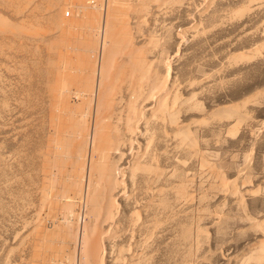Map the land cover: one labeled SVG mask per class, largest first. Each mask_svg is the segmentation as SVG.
<instances>
[{"label": "rangeland", "instance_id": "1", "mask_svg": "<svg viewBox=\"0 0 264 264\" xmlns=\"http://www.w3.org/2000/svg\"><path fill=\"white\" fill-rule=\"evenodd\" d=\"M2 1L0 3V18L5 19L12 28L15 27L13 26V21L14 25L18 23V21L20 24L19 18L22 14L28 13V11L32 12L31 17L28 19L32 21L34 20L35 22L37 21V23H32V21L27 20L23 22H26L25 27L21 22L25 27L24 30L22 28L23 32H21V27H23L21 26L22 24H18L20 29H16L15 27L14 30L10 28L7 30L8 32H0V264H33V247L36 242H34V239H36L35 236L37 235L35 233H37V230L39 229L38 226H41L40 224L38 225V223L43 221V218L45 224L42 222L44 226L42 225L41 227L44 229L46 227L45 230H54V227H57L56 225L61 229L55 228L56 231L58 230L60 232V235L59 232H55L57 233L56 236L53 231L51 233L55 237H58V241L56 240L57 243H54L55 247L58 246L57 249L59 246V250H62V246H64V248L66 247L64 249L65 253H63V256L58 259V262H62L61 258L65 257L62 264L64 262L65 264H67L66 262H69L70 264L73 262L72 260L75 261L72 264H88L87 260L90 256L91 258L95 256L96 252L101 254H97L99 256L97 261L100 263L94 260L97 257L96 255L93 260L97 263L90 258V262L93 264H264V258H262L263 260L259 258L261 261L258 259V254L261 251L259 250V245L261 243L264 244V0H260V2L259 0H257L258 2L256 0H252L253 2H250L251 0H158L157 2L156 0H153L152 2L149 0L147 2V0H145L147 3L143 0L146 4L152 5V7L157 6L159 1L161 2L159 5L163 4L160 5L162 6L161 8L158 5L156 9L154 7H151V9L150 6L148 7L145 4L150 8H147L149 11L151 10L150 12L147 11V9L144 12V2H141L140 0L139 3L138 0H135V3H141L139 6L136 5L133 0H117L121 3L115 0V3L122 5V8L125 7H123L124 4L126 5L131 1L129 4L133 3L136 5V8H142L140 11H143L144 13L151 14V12H154L151 16L150 14H147L149 18L146 17V14L145 18L144 16H142V18L140 17L141 12L139 13V9L137 8L138 13L140 14V16H137L142 18V20H146L147 18L146 21H149L146 22L144 20L147 24L143 21V26L138 24V26L141 25V30L139 29V26L138 29L140 31L138 30V32L143 33V35L145 34L144 36L146 38L143 37V35L141 36L140 33V36L137 35L138 32L135 27L139 20L137 21L138 18L134 16L136 12H133V9L135 8L132 7L133 9H131L133 11H129L131 10L129 9V4L127 5V8H125L127 10H125L127 12H125V14H127L129 18L126 19L131 20L127 22L123 20L127 15H125L124 18L122 16L123 22L120 21V17H117V19L119 18L118 20L120 24H118L119 22H115V27L117 26L118 29V26L120 28L121 24L125 23L124 25L127 29V27L133 23L131 29H135H129L134 33L136 31L137 33L135 34L138 37L128 32L129 35H133L129 36V38L133 37L132 40L135 39L133 42H131L132 40L130 41V45L132 46H128L129 48L142 46L143 50H140L142 53L144 52V49L146 50L145 47L148 45L146 42H148L149 39H151L150 44L152 40L155 41V47H150L151 51H154L153 53L156 56V60L159 61L155 63L156 68L154 69L158 70V72L156 70L157 74L159 73L158 75L165 76V79L161 76L163 81H168L169 78V81L170 79H173L176 82H173V80L170 81V83L173 82L175 84V86H173L175 87V89L173 88L175 91L170 89V92H172V94L170 93L171 96L173 94L178 96V111L176 112L178 113L176 115L178 118L176 117V119L177 121L179 119L178 123L180 125L190 129H188L190 133L189 139L192 140L188 139L186 142L187 144H181L180 141H177L179 139L176 138L175 135H173L172 138L171 135L174 133L170 130V126L166 128L167 125L162 123L164 121L160 120L162 121L161 124H158L159 121L154 122L157 123L156 125L154 124L156 127L157 125H163V127H165L161 128L163 132L158 127L160 133L169 131L167 132V135L170 133L171 135L169 134L168 137L171 136L172 138H168V140L166 133L165 135L160 134L157 131V128L154 127L156 130L155 137L161 138L163 136L161 140L162 142L165 139L168 140V142L165 140L163 143L165 144L166 142V144L162 145L163 143L159 141L160 139L154 137L155 142L158 140L159 142H157L162 144H160L161 146L158 144L154 145L155 143L153 141L154 144H151L152 146L150 148V151H153V149L155 151L157 150V147H152L158 145V149H161L155 152L153 151V153L151 152L153 156H157H155V158H157L156 160L153 159V163L155 164L156 161H158L159 156L160 161L159 163L157 162V164H159V167H162L164 170H161L160 172V174L162 173V176L159 177L161 179L158 178V181L160 180L159 184H161L159 185L157 181V185H151L149 182L154 180L153 183H155L157 180L156 177L151 175V177H153L152 180H150V175H148L149 177L147 178L149 179H146V177L143 178L145 175L141 173L139 175H142V178L141 176L139 178L141 180H149L147 182L148 184L143 180L141 183L138 174L136 175L137 177H134L137 179H133L135 182L138 180L141 184H135L131 179L127 180L125 182V187L128 189L126 193H129L130 195L128 194V197H130H125V199L119 198L117 200L118 204L116 205V209L119 210L120 213L117 211L118 214L116 213L117 216L114 220L109 219V223H112L110 225L112 227H110L111 230H109V226L107 227L109 223L105 225L102 223L103 221H100L101 219L99 222H95L97 218L94 219V217L91 216V218L88 216V211L86 209L87 204H85L86 200L84 199L79 201L74 200L76 201V204L73 201L72 204L74 205L71 204L73 207L71 215H69V212H71L70 210L69 212L66 211L68 210V207L67 209H63L66 206V202L60 201V199L59 202L64 203V207L62 206L63 204L60 205L63 207L61 210L64 212H60L61 210L58 211L60 214L57 216L58 219H55L56 221L50 220L48 215L45 216L47 214L45 210L46 208H44L42 202H40L42 199L41 187H43L44 181L42 179L45 178L44 174L47 172L49 173L51 170L46 167L47 164L45 165V168L44 164L48 159L51 160L49 162H52L48 163V166H52V169H54L55 166H53V164H56V158L49 152L50 146H47V138H49L48 135L50 133L48 134L49 131L46 126L47 124H44V122L46 123V120L44 121L46 101L43 98V96H45V88H42L44 86V71L42 69L43 67H46L45 63L47 62L45 61L49 58L47 57L48 54L51 56V46L47 48L50 53L47 52L46 47L49 44L52 45L53 42H50L54 41L55 37L56 40H58V34L62 36L63 32L61 33V31L65 29L66 31H69H67V33L72 32L70 31V29H72L73 34L75 32L78 34L75 33L77 37L74 34L75 38L74 36H71L72 33L69 34L73 40L78 38L74 40L75 42L70 37H67L68 39L65 37L68 42L69 38L71 39V43H69L72 46L73 42V47L75 46L74 43L81 44V42L86 41L82 37L84 35L85 38V36L88 35L86 32L84 34L82 31L77 32V30H79L78 25H75V27L72 25V28L71 25H66L65 28L60 27L62 30H59L60 28L56 27V23L48 20H51L52 17L55 16V9L57 10L61 5L63 6H61L56 13L58 17H62L60 15H62V12L67 9V6L70 7V10L69 8L65 10L67 11L66 16L68 14L71 15L72 12L77 9L76 7L80 5V1L82 0H57L59 2L58 5L55 0L53 4L51 1L49 2V0H45L44 2H42L43 0H29L30 2L28 0H18L19 2L21 1L20 3L28 1V5H30L31 8L26 5L27 2L22 5L19 4L18 7L17 3L19 2L17 0V3L14 2L15 0L9 1V3L11 2L10 4H6V0L4 1L5 3ZM90 1L83 0L81 3L86 4L83 5L87 6L86 10H90L89 12H92L97 16L100 15V13L104 14L106 12L105 9L108 0ZM102 2L104 4V13L101 12L102 9L100 8ZM149 2H156L157 4L155 5L154 3L153 5ZM47 4L53 5L51 7L56 6L55 9L52 8L54 10L52 15L48 14L49 10V13H52L53 10L50 9L51 7H47ZM114 4L112 5L111 3V7H116ZM13 5L15 6L13 7ZM20 5L28 7L27 9L29 10L27 11L24 7L22 9ZM16 6L18 8L16 12L20 16L18 19L16 18V12L13 11L14 9L16 10ZM36 6H39L37 7L38 9H36ZM80 6L82 7V5ZM20 7L21 10H19ZM118 7L119 8L115 9L111 8L115 11L116 16L124 12L121 11L122 9L120 10V6ZM47 8L49 10H47ZM117 10H119L120 13L117 12ZM128 12H130V14ZM65 13L66 12H64V15ZM144 13L142 15H144ZM48 15H50L51 18ZM130 15L133 16L129 17ZM113 16L115 17V15ZM112 19L114 18L112 17ZM117 19L114 21H118ZM27 23H32L29 27L30 30L32 29L31 31H33V33H31L30 30H26ZM31 25H34V27H31ZM52 25H55V29ZM48 26L53 28V31L51 32L53 34L49 33L52 28L51 30H48ZM67 26L70 28L68 29ZM57 28L59 32L57 31ZM76 28L78 29L76 30ZM81 28L82 27L80 26V30ZM122 29L123 27L121 30ZM126 29L124 30L126 32L120 31V29L119 31L122 34L127 33L129 30ZM15 30H21L20 32L22 34L13 32L14 35H11V33H9ZM47 30L49 31V35H47L48 33L46 34ZM82 30H84V28ZM24 31L25 33L26 31L30 32L28 33L30 36H26L27 40L24 38ZM34 31L36 32V37ZM37 31L39 33H37ZM66 31L64 33H66ZM149 31H153L152 34H150ZM102 32L95 35L91 34L90 37L89 35L87 36V41L92 38L94 40L97 38L96 42L98 43L95 46L101 53L103 48L100 47L103 46L102 41L99 40H102L103 38L102 34L104 33ZM43 33H45L46 36H49H45L47 42L45 41L46 39ZM67 33L66 36H69ZM80 33L82 37L80 36ZM39 34L42 38L38 37L40 36ZM31 35L33 37H31ZM117 35L116 38L123 35H125V37L128 36V34H123L121 36ZM146 35L150 37L153 36V38H148ZM13 36H15V38ZM126 38L125 40L123 39V41L126 42ZM59 39L61 41L63 40L60 37ZM142 39L147 40L141 41ZM48 40L51 41L49 42ZM94 40H90L92 44L91 46H93ZM119 40H117V42ZM121 40L120 43L123 42ZM129 40L127 38V42ZM156 40L159 41L157 42ZM108 41L107 44L112 46L111 38ZM153 41L152 44L154 43ZM48 42L49 44H47ZM138 42L140 45L137 44ZM61 44H59L61 45V48L66 45L64 43ZM78 44L76 46H78ZM124 44L126 45V43ZM124 44H120V47ZM67 45L69 46V44ZM125 45L124 49L126 50L128 46L125 47ZM115 46L116 44L114 47ZM107 47L108 46H106V50L109 49L112 51L114 49L116 52L115 48H118L119 46L118 44L115 48L112 46V49ZM55 48H51V54L54 53L53 49L56 51ZM122 48L123 47H121V49ZM139 48L137 47V50H139ZM150 48L148 47L147 49L149 51L146 50L147 53L150 52ZM153 48L156 49L152 50ZM124 49H122L121 52L117 50V52L120 53L119 55L117 54L118 56H116V59L125 51ZM110 51L107 50V53H110ZM107 53H105V55ZM112 53L113 52L106 56H111L112 59H115L113 56L116 54L112 56ZM91 54L93 55L94 53ZM95 54L93 56L96 60ZM92 55L90 59L94 61ZM161 59L163 61H161ZM8 65L9 67H7ZM167 75L169 76L168 78ZM170 83H168L169 86ZM235 105L237 106L235 107ZM49 140L50 139H48V141ZM177 142H180L181 146H177ZM144 144L145 142H143V145ZM49 145L51 144L49 143ZM184 145H187L186 148ZM162 147L163 149H166L165 147H167V151L163 150ZM183 148L185 150H183ZM159 151H163L165 154L162 153L160 155ZM50 157L53 159H50ZM44 170L49 171L43 173L45 172ZM163 172L166 175H164ZM163 175L165 177L167 176V179ZM52 179L55 180L57 178L54 179L53 177ZM57 181L59 183L61 182L60 180H50L51 184L53 182L57 183ZM56 183L54 184V187L56 186ZM57 185L59 186V184ZM60 185H63V183L61 182ZM173 185H175V187L183 185V187L181 186V189L179 188V194L181 195L174 192L175 188L171 187ZM135 186L138 188H135ZM161 186L166 189H161ZM168 187L170 188L168 189L170 193L167 191ZM59 188V190L62 189L61 187ZM182 188L184 191H182ZM156 189L158 192L160 189L167 192L160 197L159 195L157 196L158 192L155 191ZM172 192L173 194H171ZM154 197L155 199H153ZM158 197L160 198L158 199ZM147 201H149L148 204ZM160 202L162 203L160 204ZM149 204L152 206L147 207L146 205ZM66 212L68 215H62L66 214ZM129 215H135V217H137L136 215H138V217L140 215V217L143 216L144 219L142 217L141 219L140 217L138 219L137 217L136 219L139 221L138 223L135 217L133 218V216L131 217ZM127 218H133L134 220H132L138 225L132 227L134 225L133 221L131 223L129 222V225L127 221L131 220ZM46 219H48L47 221L49 224L45 221ZM91 219H93L94 222ZM89 220H91L93 224L96 223V225H98L97 228L94 227L95 224L91 226L92 222L90 221V223ZM142 220L146 221L142 222ZM57 221L60 223L63 222L59 225ZM84 223H88V225L90 224V227H92L91 229L89 226L86 227H89L88 230L90 232L85 229ZM143 223L144 226L146 223V228H144ZM152 223L154 224V227ZM112 225L115 226L113 227ZM141 225L143 228H141ZM139 226L142 231H140L141 229ZM147 231H151V233ZM64 237L66 238V242L63 240ZM144 238H146V241ZM96 239L98 240L97 244L101 247L100 249H98L96 243L93 245H96L95 247L91 245ZM60 241H64L61 243L62 245L60 244ZM197 244L198 246H196ZM91 246L93 247L92 249L89 248ZM260 247L262 248V245H260ZM94 248L96 249L95 254H90L89 256L86 251L92 253ZM258 251L259 253H257ZM253 252L258 256L253 254ZM66 253L68 255L70 254L69 258L72 259L71 261H68V258L66 260V257H68ZM71 254L73 256H71ZM48 261H52L50 264H61L55 259H50ZM101 261L105 262L103 263Z\"/></svg>", "mask_w": 264, "mask_h": 264}, {"label": "bare ground", "instance_id": "2", "mask_svg": "<svg viewBox=\"0 0 264 264\" xmlns=\"http://www.w3.org/2000/svg\"><path fill=\"white\" fill-rule=\"evenodd\" d=\"M2 1V0H1ZM0 1V3H1ZM5 1V0H4ZM4 1H2L3 3H5ZM9 1L11 0H6V4H10ZM13 1V0H12ZM18 1V0H17ZM23 1V0H21ZM20 1V2H21ZM25 1V0H24ZM29 1V0H28ZM28 1H26V5H28ZM31 1V0H30ZM29 1V2H30ZM45 0H43L42 2H44ZM48 1V0H47ZM51 1V3L53 4L54 0H49V2ZM67 1V0H66ZM74 1V0H73ZM80 1V0H79ZM83 1V0H82ZM82 1H80L82 3ZM85 1V0H84ZM90 1V0H89ZM102 1V0H101ZM117 1V0H116ZM121 1H124V0H121ZM128 1V0H126ZM134 3H135V0H133ZM141 2H144L143 0H140ZM149 1H153V0H149ZM158 0H156L157 2ZM250 1V0H249ZM255 1V0H254ZM257 1V0H256ZM263 1V0H262ZM8 2V3H7ZM16 2V0L14 1ZM19 2V1H18ZM17 3L18 4V7H19V4H25L24 2L23 3ZM48 2V4H49ZM56 4L58 5V1L55 0ZM79 2V3H80ZM91 2V1H90ZM103 2H106V1H103ZM103 2L101 3V6L100 8V11L103 12L104 11V4ZM119 2V1H117ZM131 2V1H130ZM128 2V4L130 3ZM137 2V1H136ZM146 2V1H145ZM143 3L144 6L143 8L145 9L144 12L146 11V9L150 6V8L152 7V5H148L146 3ZM156 2H153V3H150V4H153L155 3V5L157 4ZM250 2H253L252 0ZM258 2V1H257ZM260 2V0H259ZM63 3V2H62ZM77 3V2H76ZM82 7L79 5L78 7H76L77 9L74 10L72 12V14H67V10L69 8L70 10V7H66L67 9H65L64 7V11L62 12V15H59L62 16V17H58V15L56 14L59 10V8L61 6H57V10L55 9V7H51L53 5H48L47 4V7H51L50 9L54 8L56 13H55V16L52 17V19L50 20L49 17L50 15H48V21H52L54 23H56V27L58 28H65L66 25H71V28L73 27L72 25H78L79 27V30H77L78 28H76L77 32L78 31H82V33L84 34L85 32L88 33L89 37L90 35H95V34H98V33H104L102 34L103 38L102 40H99V41H102V46L103 47H100V48H103L101 52H99V49L97 50L96 46L98 42H96L97 38L94 40L93 38L90 39V40H94V43L93 42V46H91V41H87L88 39V35L85 36L84 38V35L82 37L81 33H80V36L86 40L84 41L83 39H81L82 41L84 42H81V44L79 45L78 43V46H76L77 44L74 43V47H73V42H72V46H71V37L69 34H73V30L70 29V33H67L66 29L61 31V33L63 32V35L60 36L58 34V36L60 38H62L63 40L61 41L59 39V37L57 38L58 40H56V37L53 39L54 41H49L51 44H49V42L47 44H49L47 47H46V50L48 52L50 46L51 48L52 47H56V51L53 49L54 53H52V49L50 48V55L48 54L45 55L47 57H49L47 59V63H45L44 65L46 67H43V71H44V86L42 87L43 89L45 88V93L43 96V98L45 99L46 101V104L44 102V104L46 105V113H45V119L44 121L46 120V123L44 122V124L48 127V136L49 138H47V143H48V147L50 146L49 148V152L53 154V156L56 158V164H53L54 166V169H52V166H48V163H52V162H49L51 160L48 159V161L44 164V167L46 165L47 168L51 169L50 171L49 170H44L45 172L43 173H46V171H49V173L47 174H44L45 175V178L42 179L44 180L43 181V187L42 188V191H41V200L40 202H42V206L44 208H46V215H48V217L50 218V220H53V221H56L58 218L57 216L60 214L58 213L59 210H61V208L64 207V203L63 202H66V206L63 208V209H67L68 207V210H66L67 212H69V210L73 211V207L72 204L74 200H86V203L87 206H86V209L88 211V216L89 217H94L97 218L95 220L99 222L100 221H103L102 223L103 224H108L110 220H114L115 217L117 216L116 213L118 214L117 210L116 209V205L118 204L117 200L120 198V199H125V197H128V194L129 193H126V191H128V189L125 187V182L129 179L133 180L135 182L134 179H137V178H134V177H137L136 175L138 174V178L141 176L142 178V175H139L140 173L145 175L143 176V178L146 177V179H149L147 177H149L148 175H150V180H152V177L155 176L156 177V181L155 183L154 180L153 181H150L149 183L151 185L153 184H156V182L158 181V178L160 176H162L160 174L162 167L160 168L159 167V164H157V162L159 163V156H158V161H156V163L154 164L153 162V159L156 160L157 158H155L156 155L153 156V154H151V152L153 153V151H150V148H151V144H162L165 140L168 142V138H173V135H175L176 138H178L179 140L177 141H180L181 144L183 143H186L189 139V130L180 125L176 119V115L178 113H176L178 110H177V103H178V96L176 95H172V92H170V89L174 90L175 87V84L173 82H175L173 79H170L173 80V84L170 83L169 81V76L167 75V78H168V81L167 80H164L163 81V78L165 79V76L163 77L162 75H158L156 70L154 68L155 67V63H157L158 60H156V56L154 55V51H151V48L150 47H155V41H153L154 43L152 44V41H151V44L154 45L152 46L150 44V40L149 39V43L146 42L148 45H146V50L148 49V47L150 48V52L147 53V51L149 50H145L144 49V52L146 53H142V51L140 52V50H143V47L141 46H137L139 48V50H137V47L135 46L134 47H130L128 45H130V41L133 39V37L130 39L129 36H133L132 34H134V36H137L139 35L140 32H138V30L140 29L141 30V25L143 26L142 23H144L146 20H142V16H144L145 18V14H150V13H144L143 11H140V9L142 10V8L140 7H137L139 9V13L141 12V16L140 14L138 13V9L136 8V5H140V4H124L122 8V5H119V3H115V0H108L107 2V7H106V12L104 14L100 13V15H94V13L92 12H89L88 10H86V7L87 6H83V5H86V4H81ZM86 3V2H84ZM111 3L112 5H116V7L114 6L111 7ZM125 3V2H124ZM138 3H139V0H138ZM159 3H161L159 1ZM159 3L157 4V6L159 5ZM167 3V2H166ZM169 3V2H168ZM97 4V3H96ZM123 4V3H122ZM142 4V5H143ZM148 6H146V5ZM165 4V3H164ZM5 5V4H4ZM20 5V6H21ZM37 5V3H36ZM94 5V4H93ZM127 5L130 6L129 9H131L132 7L135 8V9H131L129 10L130 12L133 11V12H136L134 14V16H136L138 19L137 21L139 20V22L136 24V19H135V24L138 26V24H141L135 28H137V32L135 31V33H137V35L130 31V29L133 27V23L127 27L126 29V26L122 23V19L124 18L125 15V12L127 11L125 8H127ZM160 5H163V4H160ZM159 5V6H160ZM249 5V4H248ZM252 5V4H251ZM258 5V4H257ZM15 5H13L14 7ZM43 6V5H42ZM71 6V5H70ZM77 6V5H76ZM90 6V5H89ZM89 6H88V9H89ZM118 6H120V10L121 11H124L122 14H119L117 13L118 16H116L115 14V11L113 9L115 8H119ZM135 6V7H134ZM146 6V8H145ZM157 6H153L155 9ZM165 6V5H164ZM260 6V5H259ZM262 6V5H261ZM12 7V5H11ZM22 9L23 7L26 8V10L28 11L29 9H27L28 7H30V5H28V7H25V6H21ZM21 7L19 8V10H21ZM37 7L39 6H36V9H38ZM152 7V8H153ZM162 6H160L161 8ZM258 7V6H257ZM31 8V7H30ZM99 8V7H98ZM113 8V9H111ZM148 8V9H150ZM151 8V9H152ZM255 8V7H254ZM17 6H16V10L14 9L13 11H17ZM75 9V7H74ZM91 9V7H90ZM147 9V11H149ZM159 9V8H158ZM157 9V10H158ZM163 9V8H162ZM25 10V11H26ZM47 10H49L47 8ZM53 10V9H52ZM60 10V11H61ZM68 10V11H69ZM72 10V8H71ZM97 10V8H96ZM126 10V11H125ZM154 10V9H153ZM152 10V11H153ZM24 11V10H23ZM26 11V12H27ZM32 11V10H31ZM35 11V10H34ZM50 11V10H49ZM48 11V14H53L54 13V10L52 13H49ZM99 11V10H98ZM114 13H112V12ZM151 11V10H150ZM149 11V12H150ZM43 12V11H42ZM41 12V13H42ZM47 12V11H46ZM64 12L65 15H64ZM70 12V11H69ZM95 12V11H94ZM117 12L120 13L119 10H117ZM130 12H128L130 14ZM13 13V12H12ZM32 12L28 11V13H24L21 15V17L19 16V14H17L16 12V18L20 19V24H19V21L18 23H16L14 25V21H13V26L16 27V29H20V26L24 21H27V20H30L28 18L31 17V14ZM36 13V12H35ZM127 13V12H126ZM138 13V14H137ZM144 13V15H142ZM152 13L154 12H151L150 16L152 15ZM44 14V13H43ZM102 14V16H101ZM124 14V15H123ZM159 14V13H158ZM156 14V15H158ZM115 15V17L113 16ZM142 17V18H139L138 16ZM13 16V14H12ZM18 16V17H17ZM36 16V14H35ZM123 16V18H122ZM133 16V15H132ZM131 15L129 17H132ZM112 17L114 19H112ZM117 17H120L122 21L121 23V27L119 28L118 26V29H117V26L115 27V24L117 22H119V18L117 19ZM146 17L149 18V16L147 15ZM153 17V16H152ZM158 17V16H157ZM37 18V17H36ZM51 18V17H50ZM128 18V15L125 16V18L123 19L124 21H130V20H127ZM33 19V18H31ZM39 19V18H38ZM115 19H117L118 21H114ZM126 19V20H125ZM134 19V17H133ZM47 20V19H46ZM142 22H141V21ZM32 21V20H30ZM39 21V20H38ZM133 21V20H132ZM144 21V22H143ZM157 21V20H156ZM12 22V21H11ZM17 22V21H16ZM22 22V23H21ZM35 21L33 20L32 23H34ZM116 22V23H115ZM146 22H149V21H146ZM145 22V24H147ZM26 23V22H25ZM25 23L24 26H25ZM30 23V24H32ZM37 23V21L35 22ZM155 23V22H154ZM23 24L21 26H23ZM27 23V28L26 30H30V27ZM40 24V23H39ZM120 24V22L118 23ZM129 24V22H128ZM35 25V24H34ZM34 25L31 27H34ZM38 25V24H37ZM55 25L53 26L54 29H55ZM123 25V26H122ZM21 27V30L23 28L26 27ZM51 26V25H50ZM80 26L82 27L81 30H80ZM102 26H103V29H102ZM125 26V28H124ZM147 26V25H146ZM15 27H11L8 22L3 19V18H0V32H8L7 30H9L10 28L12 30L15 29ZM19 27V28H17ZM29 27V28H28ZM44 27V26H42ZM68 27V26H67ZM123 27V29L121 30V28ZM50 27L48 26V30H51V28L49 29ZM58 28H57V31H58ZM59 29V30H62V29ZM70 27H68L69 29ZM84 28V30H82ZM130 28V29H129ZM134 28V29H135ZM139 28V29H138ZM45 29V28H44ZM124 31L125 29L126 30H129L127 31V33H123V34H128V36H126L128 38V42H127V38L125 37V35H123L120 31ZM134 29H131V30H134ZM20 30V31H21ZM23 30L21 32H23ZM32 30V29H31ZM30 30V31H31ZM37 30V29H36ZM35 30V31H36ZM46 31V34L49 32V31ZM102 30V31H101ZM139 30V31H140ZM151 30H152V27H151ZM19 30H15V31H12V32H9L11 33V35H14L13 32L15 33H18V34H22L20 31L18 32ZM25 33V37L24 36H21V37H24L25 39L28 37L27 35L30 36V32H27ZM34 31V35H35V32ZM39 31V29H38ZM37 31V33H39ZM53 31V28L52 30L49 32L50 34H53L51 33ZM56 31V33H57ZM66 31L67 35L69 36H66V33H64ZM117 33H116V32ZM41 32V31H40ZM45 32V31H44ZM59 32V31H58ZM69 32V31H68ZM75 32V31H74ZM121 36L120 35V33ZM126 32V31H124ZM132 33L131 35H129V33ZM150 32V31H149ZM153 32V31H152ZM152 32H150V34H152ZM156 32V31H155ZM23 33V34H24ZM31 33H33V31H31ZM49 33L47 35H49ZM55 33V32H54ZM60 33V34H61ZM76 33V32H75ZM74 33V34H75ZM120 35L121 37H118L116 38V35ZM41 34V33H40ZM39 34V35H40ZM44 34V37L46 36L45 33ZM42 34V35H43ZM71 36H74V34ZM77 34V33H76ZM75 34V36H76ZM141 36L143 35V33H140ZM4 35V34H3ZM65 35V36H64ZM78 35V34H77ZM101 35V34H100ZM99 35V36H100ZM145 35V34H144ZM143 35V37H145ZM155 35V34H154ZM7 36V35H6ZM17 37V35H15ZM15 36H13L15 38ZM19 36V35H18ZM27 36V37H26ZM74 36V38H75ZM78 36V37H80ZM140 36V35H139ZM147 36V35H146ZM12 37V38H13ZM31 37H33L31 35ZM36 37V35H35ZM38 37H41L38 36ZM46 37H49V36H46ZM45 37V39H46ZM51 37V36H50ZM65 37H70L69 38V42L65 39ZM77 37V36H76ZM97 37V36H96ZM138 37V36H137ZM148 38H153L150 37V36H147ZM5 38V37H4ZM18 38V37H17ZM42 38V37H41ZM53 38V37H52ZM111 38V43H112V46L113 48H115L118 44V46L120 47V44H124L126 43L125 47H127V51L124 49V45L121 46L123 47L122 49H124L123 53L120 54L119 57H117L116 59V56L119 55V53L122 51L121 47L119 48H115L116 49V52L117 50L120 51V52H115V50L113 51H110L109 49H107L108 51H110V53L108 52L107 53V50H106V46H108L107 48H110L112 49L111 45H108L107 42H109L108 40ZM122 40H121V39ZM126 38V42L123 41V39L125 40ZM140 38V37H139ZM142 38V37H141ZM146 38V37H145ZM20 39V38H18ZM16 39V40H18ZM23 39V38H22ZM44 39V38H43ZM44 39V40H45ZM51 39V38H49ZM68 39V38H67ZM78 39V38H76ZM74 39V40H76ZM100 39V38H98ZM123 41L122 43H120V40ZM137 39V38H136ZM144 39V38H143ZM141 40V41H145V40ZM27 40V39H26ZM31 40V39H29ZM34 40V39H33ZM32 40V41H33ZM68 42H66V41ZM73 40V39H72ZM73 40V41H74ZM116 42H114V41ZM117 40H119L118 43ZM135 40V39H134ZM134 40H132L131 42H133ZM13 41V40H12ZM47 42V39L45 40ZM139 41V40H137ZM140 41V42H141ZM157 41V40H156ZM159 41V40H158ZM157 41V42H158ZM16 42V41H15ZM22 44H23V41L21 40ZM19 42V43H21ZM25 42V40H24ZM66 42V43H65ZM75 42V41H74ZM136 42V41H135ZM7 43V42H6ZM28 43V42H27ZM26 43V44H27ZM61 43H64L66 45L62 46L61 48ZM129 43V44H128ZM145 43V42H143ZM142 43V44H143ZM3 44V43H2ZM33 44V43H32ZM39 44V43H38ZM46 44V43H45ZM61 44V45H59ZM69 44V46L67 45ZM116 44V46L114 47V45ZM132 44V43H131ZM136 44V43H135ZM138 45L139 42L137 43ZM24 45V44H23ZM99 45V44H98ZM150 45V46H149ZM18 46V45H17ZM37 46V45H36ZM71 46V47H70ZM111 46V47H109ZM132 46V45H130ZM145 46V45H144ZM10 47V46H9ZM28 47V45H27ZM26 47V48H27ZM157 47V46H156ZM20 48V47H19ZM22 48V46H21ZM24 48V47H23ZM32 48V47H31ZM38 48V47H37ZM1 49V48H0ZM12 49V48H11ZM156 48H153L152 50H154ZM22 50V49H21ZM20 50V51H21ZM26 50V49H25ZM45 50V51H46ZM97 50V51H96ZM106 50V52H105ZM98 53H96V52ZM112 53V56L113 58L115 57V59H112L111 56L107 57L106 55H110ZM115 52V53H114ZM91 53H96L98 55L95 54L96 56V60H95V57L91 54ZM105 53H107L105 55ZM158 53V52H157ZM4 54V53H3ZM118 54V55H117ZM11 55V54H10ZM19 55V54H18ZM91 55H92V59L94 57V61H92L90 58H91ZM8 56V54H7ZM73 56V57H72ZM75 56V57H74ZM163 56V54H162ZM14 57V56H13ZM36 57V56H35ZM46 57V58H47ZM161 57V56H160ZM6 58V57H5ZM75 58V59H74ZM10 60V59H9ZM11 61V60H10ZM161 61H163L161 59ZM26 62V61H25ZM159 62V61H158ZM21 63V62H20ZM41 64V63H40ZM10 65V64H9ZM9 65L7 67H9ZM158 65V64H157ZM156 65V66H157ZM165 65V63H164ZM163 65V66H164ZM43 66V65H42ZM166 66V65H165ZM6 67V66H5ZM171 67V66H170ZM1 68V67H0ZM23 68V67H22ZM25 69V68H24ZM8 70V69H7ZM25 71V70H24ZM30 71V70H29ZM42 71V72H43ZM32 73V72H31ZM30 73V74H31ZM161 76L163 77L161 79ZM24 77V76H23ZM43 78V77H42ZM41 79V78H40ZM30 81V80H29ZM32 81V80H31ZM25 82V81H24ZM20 83V82H19ZM18 83V84H19ZM170 83V86L169 84ZM176 83V82H175ZM24 84V83H23ZM171 84H172V87H171ZM177 85V84H176ZM171 87V88H170ZM174 88V89H173ZM171 90V91H172ZM175 91V90H174ZM178 92V90H177ZM171 93V94H170ZM177 94V93H176ZM37 99V98H36ZM3 101V100H2ZM20 102V101H19ZM180 102V101H179ZM16 103V102H15ZM25 103V102H24ZM28 103V102H27ZM38 104V103H37ZM2 105V104H1ZM44 105V107H45ZM5 106V105H4ZM237 105H235L236 107ZM239 106V105H238ZM4 108V107H3ZM8 108V107H7ZM12 108V107H11ZM37 108V107H36ZM181 108V107H180ZM230 108V107H229ZM31 110V109H30ZM236 110V108H235ZM4 113V112H3ZM178 118V117H177ZM164 122H162V121ZM158 122V124H161V122L164 124H166V128L168 126H170V130L174 133V134H170L168 133L167 135V132L169 131H164L166 133V136H167V139L164 140L163 138V142L161 141L162 140V137L161 138H157L155 137L156 136V130L154 129L157 128V131L160 133V129L163 127L162 126H154V124L156 125L157 123H154V122ZM183 124V123H182ZM44 127V126H43ZM158 127L160 128L158 130ZM165 128V127H163ZM169 129V128H168ZM167 129V130H168ZM162 130V129H161ZM165 130V129H164ZM47 131V130H46ZM163 132V130H162ZM165 133H160V134H164ZM158 134V133H157ZM169 134L171 135L170 137ZM51 135V137H50ZM159 136V134H158ZM155 138L157 139H160L159 141H161L162 143H157L154 141ZM165 137V136H164ZM166 138V137H165ZM171 138V139H172ZM191 138V137H190ZM194 138V137H193ZM48 139L50 140L48 141ZM176 140V139H175ZM189 140H192V139H189ZM154 141V143H153ZM195 141V140H194ZM143 142H145V144L143 145ZM170 142V141H169ZM173 142V140H172ZM170 142V143H172ZM175 142V141H174ZM180 142H177V146H181L180 145ZM196 142V141H195ZM49 143L51 145H49ZM166 144V142H165ZM164 143L162 145H165ZM169 144V143H168ZM176 144V143H175ZM187 144V143H186ZM158 145L157 146H154L152 148H155L157 147L155 151H158V150H161V149H158ZM190 145V144H189ZM198 145V144H197ZM161 146V145H160ZM185 146V145H184ZM182 146V147H184ZM187 146V145H186ZM185 146V148H186ZM164 147V146H163ZM162 147V149H163ZM169 147V145H168ZM173 147V146H171ZM176 147V145H175ZM174 147V148H175ZM166 149H163V150H166L167 151V147H165ZM177 148V147H176ZM193 148V147H192ZM195 148V147H194ZM181 149V148H180ZM152 150V149H151ZM183 150H185L183 148ZM154 151V152H155ZM171 151V150H170ZM47 152V150H46ZM165 152V151H164ZM48 153V152H47ZM158 153V152H157ZM157 153H154V154H157ZM160 155L163 153V151H159ZM158 153V154H159ZM188 153V152H187ZM41 154V153H40ZM39 154V155H40ZM49 154V153H48ZM165 154V153H163ZM201 154V153H200ZM51 155V154H50ZM167 155V154H166ZM170 155V154H169ZM174 156V155H173ZM157 157V156H156ZM194 157V156H193ZM47 158V156H46ZM45 158V159H46ZM54 158V159H55ZM162 158V157H161ZM160 158V159H161ZM203 158V157H202ZM201 158V159H202ZM1 159V158H0ZM3 159V158H2ZM50 159H53L50 157ZM164 159V158H163ZM166 159V158H165ZM170 159V158H169ZM177 159V158H176ZM54 161V160H53ZM163 161V160H162ZM161 161V162H162ZM203 161V160H202ZM160 162V163H161ZM166 162V161H165ZM183 162V161H182ZM184 163V162H183ZM52 165V164H51ZM158 165V166H156ZM202 165V164H201ZM161 166V164H160ZM184 166V165H183ZM206 166V165H205ZM210 166V165H209ZM45 167V168H46ZM203 167V166H202ZM159 168H160V171H159ZM175 168V167H174ZM207 168V167H206ZM178 169V168H177ZM176 169V170H177ZM42 171V170H41ZM164 171V170H163ZM166 171V170H165ZM185 171V170H184ZM167 172V171H166ZM165 172V173H166ZM169 172V171H168ZM179 172V171H177ZM208 172V171H207ZM183 173V172H182ZM187 173V171H186ZM203 173V172H202ZM39 174V173H38ZM164 174V172H163ZM151 175H153L151 177ZM166 175V174H164ZM163 175V176H164ZM168 175V174H167ZM170 175V173H169ZM168 175V176H169ZM187 175V174H186ZM217 175V174H216ZM213 176V175H212ZM54 177L57 178L55 180H60L63 185H60V183L57 181L56 183V188L54 187V184L52 185L50 180L52 181H55L53 180L52 178ZM165 177V176H164ZM174 177V176H173ZM187 177V176H186ZM220 177V176H218ZM134 178V179H133ZM167 179V176L165 177ZM175 178V177H174ZM173 178V179H174ZM221 178V177H220ZM49 179V180H48ZM140 179V178H139ZM146 179H142L144 182L146 181ZM154 179V178H153ZM161 179V178H159ZM165 179V180H166ZM169 179V178H168ZM218 179V178H217ZM141 180V179H140ZM139 180V181H140ZM142 180L140 181L142 183ZM182 180V179H181ZM149 181V180H148ZM148 181H146L145 183H147ZM160 181V180H159ZM159 181L157 182L159 184ZM131 183H133L132 181H130ZM152 182V183H151ZM162 182V181H161ZM167 182V181H166ZM218 182V181H217ZM141 184L138 182V180L135 182V184ZM163 183H164V180H163ZM59 184V186L57 185ZM148 184V183H147ZM161 184V183H160ZM159 184V185H160ZM222 184V182H221ZM33 185V184H32ZM133 185V184H132ZM131 185V186H132ZM157 185V184H156ZM158 185V186H159ZM178 185V184H176ZM54 188H53V187ZM127 186V185H126ZM130 186V185H128ZM134 186V185H133ZM132 186V187H133ZM149 186V185H148ZM181 186L183 187V185H179V186H176L173 185L171 186L172 188H175V191L174 192H177L178 194L180 193L179 191V188L181 189ZM222 186V185H221ZM39 187V186H38ZM61 187L62 189L59 190ZM131 187V188H132ZM146 187V186H145ZM143 187V188H145ZM155 187V185H154ZM160 187V186H159ZM165 187V185H164ZM170 187V186H169ZM167 188V191L168 189L170 188ZM59 188V189H58ZM127 190H126V189ZM129 188V187H128ZM130 188V189H131ZM135 188H138L135 186ZM152 188V187H151ZM156 188V187H155ZM171 188V190H172ZM32 189V188H31ZM56 189V190H55ZM58 189V190H57ZM141 189V188H140ZM146 189V188H145ZM150 189V187H149ZM158 189V187H157ZM157 189L155 191H157ZM161 189H166V188H162L161 186ZM159 190V192L157 193V196L159 195L160 197L163 196L167 191L164 192V190ZM147 190V189H146ZM38 191V190H37ZM131 191V190H130ZM182 191H184V189L182 188ZM181 191V192H182ZM224 191V190H223ZM228 191V190H227ZM33 192V191H32ZM170 193V191H168ZM238 192V191H237ZM150 193V192H149ZM153 193V192H152ZM184 193V192H183ZM127 194V196H126ZM173 194V192L171 193ZM176 194V195H178ZM130 195V194H129ZM143 195V194H142ZM156 195V194H155ZM167 195V194H166ZM181 195V194H179ZM183 195V194H182ZM26 196V195H25ZM149 196V195H148ZM184 196V195H183ZM38 197V196H37ZM130 197V196H129ZM128 197V198H129ZM158 197V199L160 198ZM169 197V196H168ZM176 197V196H175ZM79 198V199H77ZM61 199V200H60ZM155 199V197L153 198ZM60 201H63L62 203L59 202ZM151 200V199H150ZM136 201V200H135ZM138 201V200H137ZM190 201V200H189ZM39 202V201H38ZM76 201H74L75 203ZM81 202V201H80ZM125 202V201H124ZM145 202V201H144ZM149 201H147V204H148ZM82 203V202H81ZM152 203V202H151ZM158 203V202H157ZM162 202H160L161 204ZM180 203V202H179ZM190 203V202H189ZM63 204L61 207L60 205ZM72 204V205H71ZM76 204V203H75ZM70 205V206H69ZM83 205V204H82ZM242 205V204H241ZM147 207L148 206H152V205H146ZM158 206V205H156ZM162 206V205H161ZM243 206V205H242ZM42 207V208H43ZM75 207V206H74ZM88 207V208H87ZM144 207V206H143ZM43 208V209H44ZM159 208V207H157ZM119 209V207H118ZM149 209V208H148ZM147 209V210H148ZM156 209V208H155ZM175 209V208H174ZM71 212H69V215H71ZM145 211V210H144ZM162 211V210H161ZM60 212H64L63 210H61ZM66 212V214H62V215H68ZM75 213V212H73ZM120 213V211H119ZM124 213V212H123ZM144 213V212H143ZM147 213V211H146ZM172 213V212H171ZM87 214V213H86ZM133 214V213H132ZM139 214V213H138ZM73 215V214H72ZM160 215V214H159ZM170 215V214H169ZM180 215V214H179ZM131 216V215H129ZM133 218L135 217V215H132ZM131 216V217H132ZM138 217V215H136ZM147 216V215H146ZM38 217V216H37ZM91 217V218H92ZM119 217V216H118ZM135 217V219L137 218ZM140 217V215H139ZM138 217V219H139ZM143 218V216H141ZM140 217V219H141ZM160 217V216H159ZM47 218V217H46ZM48 218V219H49ZM57 218V219H56ZM132 218V219H133ZM165 218V217H164ZM168 218V217H167ZM177 218V217H176ZM48 219H46L45 221H47ZM56 219V220H55ZM110 219V220H109ZM127 219H130L131 221H127V223L130 225V223L134 220H132L131 218H127ZM126 219V220H127ZM144 219V218H143ZM194 219V218H193ZM199 219V218H198ZM197 219V220H198ZM93 221V219H91ZM89 220V222L91 221ZM123 220V219H122ZM125 220V219H124ZM148 220V219H147ZM157 220V219H156ZM168 220V219H167ZM178 220V219H177ZM59 221V220H58ZM57 221V222H58ZM91 221V222H92ZM136 221H138L136 219ZM141 221V220H140ZM146 221V220H144ZM142 220V222H144ZM149 221V220H148ZM191 221V220H190ZM36 222H39V221H36ZM45 224L44 223V218H43V221H40L38 223V225L40 224L41 226L43 225L42 224ZM48 222V221H47ZM52 222V221H51ZM63 222V221H62ZM61 222V223H62ZM88 222V223H89ZM90 222V223H91ZM94 222V221H93ZM91 224V226H93L94 224L96 225V223ZM130 222V223H129ZM141 222V223H142ZM152 222V221H151ZM54 223V222H53ZM59 225L61 224L60 222H58ZM57 223V224H58ZM85 224V229L88 230V228L90 227V224L88 225ZM101 223V224H102ZM126 223V222H125ZM134 225L132 227H134L135 225H138L137 223L135 224V221H133ZM132 223V224H133ZM139 223V221H138ZM140 223V224H141ZM147 223V222H146ZM146 223H145V226H146ZM188 223V222H187ZM47 224V223H46ZM49 224V222H48ZM56 224V223H55ZM67 224V223H66ZM98 224V223H97ZM100 224V225H101ZM112 223H109L107 225V227L109 226V228L111 227ZM116 224V223H114ZM139 224V225H140ZM153 224V223H152ZM53 225V224H52ZM94 227L97 228L98 225H96ZM122 225V224H121ZM128 225V226H129ZM190 225V224H189ZM41 226H38L39 229L37 230V234L35 236L36 239H34V244L35 246L32 248L34 250V255H33V264H50L51 262L48 261L50 259H55L57 260L58 262V259L63 256V253H65V248L64 246H62V250L59 246V248L57 249V244L55 247V244L54 243H57L56 240L58 241V237H55L57 233L55 232H59L58 230L56 231L55 228H58L60 229V227H58V225H56L57 227H54V230H51L49 231L48 229H45ZM44 226V225H43ZM47 226V225H46ZM87 226H89L88 228H86ZM103 226V225H102ZM113 226V225H112ZM115 226V225H114ZM113 226V227H114ZM142 226V225H141ZM143 226H144V223H143ZM143 226L141 228H143ZM144 226V228H146ZM148 226V225H147ZM152 226V225H151ZM150 226V227H151ZM158 226V225H157ZM162 226V224H161ZM182 226V225H181ZM65 227V226H64ZM63 227V228H64ZM84 227V226H83ZM149 227V229H150ZM153 227H154V224H153ZM164 227V226H163ZM189 227V226H188ZM68 228V227H67ZM92 227H90L91 229ZM112 228V227H111ZM111 228L109 230H111ZM140 228V226H139ZM140 228V229H141ZM187 228V227H186ZM84 229V230H85ZM95 229V228H94ZM102 229V227H101ZM166 229V228H165ZM168 229V228H167ZM200 229V228H199ZM61 230V229H60ZM86 230V231H87ZM188 230V229H187ZM190 230V229H189ZM202 230V229H201ZM54 232L55 236L51 233V232ZM68 231V230H67ZM89 231V230H88ZM103 231V230H101ZM107 231V230H106ZM105 231V232H106ZM121 231V230H120ZM142 231V229L140 230ZM85 232V231H84ZM90 232V231H89ZM93 232V231H92ZM133 232V231H132ZM145 232V231H144ZM147 232H150L151 231H147ZM191 232V231H190ZM65 233V232H64ZM87 233V232H86ZM99 233V232H98ZM109 233V232H107ZM187 233V232H186ZM198 233V232H197ZM32 234V232H31ZM67 234V232H66ZM84 234V233H83ZM101 234V232H100ZM106 234V233H104ZM142 234V233H141ZM183 234V233H182ZM59 235H60V232H59ZM58 235V236H59ZM95 235V234H94ZM110 235V234H109ZM108 235V236H109ZM132 235V234H131ZM150 235V234H149ZM153 235V234H152ZM33 236V235H32ZM63 236V235H61ZM101 236V235H100ZM126 236V235H125ZM178 236V235H177ZM60 237V236H59ZM70 237V236H68ZM67 237V238H68ZM84 237V236H83ZM86 237V236H85ZM104 237V236H103ZM115 237V236H114ZM148 237V236H147ZM193 237V235H192ZM33 238V237H32ZM61 238V237H60ZM59 238V240H60ZM88 238V237H87ZM153 238V237H152ZM63 239V238H62ZM65 237H64V241H65ZM70 239V238H69ZM91 239V238H90ZM133 239V238H132ZM145 241H146V238H144ZM88 240V239H87ZM62 241V242H64ZM86 241V240H85ZM109 241V240H108ZM60 241V244L62 243ZM66 242V241H65ZM98 240L96 239L95 242H93V244H91L92 246L96 243L98 249H100L101 247H99L100 245L97 244ZM102 242V241H101ZM111 242V241H110ZM148 242V240H147ZM88 243V242H86ZM139 243V242H138ZM144 243V242H143ZM65 244V243H64ZM126 244V242H125ZM62 245V244H61ZM83 245V244H82ZM90 245V244H89ZM95 245V246H96ZM104 245V244H103ZM260 245H262V248L260 247ZM259 245V251L257 253H259L258 255L255 254V252H253V254L257 255L258 256V259L260 258L261 260H263L262 258H264V244H260ZM78 246V245H77ZM89 247V248H93V247ZM120 246V245H119ZM190 246V245H189ZM198 246V244L196 245ZM70 247V246H69ZM105 247V246H104ZM121 247V246H120ZM126 247V246H125ZM86 248V247H85ZM123 248V247H122ZM68 249V248H67ZM105 249V248H104ZM121 249V248H120ZM119 249V250H120ZM85 250V249H84ZM87 250V249H86ZM96 249L94 248V252L92 251V253H88L89 256L90 254H95V251ZM115 250V249H114ZM123 250V249H122ZM193 250V248H192ZM257 250V249H256ZM67 251V250H66ZM90 251V249H89ZM69 252V251H68ZM75 252V251H74ZM85 252V253H86ZM126 252V251H125ZM144 252V251H143ZM188 252V251H187ZM121 253V252H120ZM128 253V251H127ZM62 254V255H61ZM78 254V253H77ZM99 254L96 252L95 256ZM66 255L68 257H66V260L67 258L69 259L68 261H71L72 259L69 258V255L66 253ZM92 255V256H93ZM101 255V254H99ZM71 256H73L71 254ZM86 256V255H84ZM95 256H93L91 258L92 261L96 260L99 258V256L97 255V257L95 258ZM105 256V255H104ZM103 256V257H104ZM123 256V255H121ZM256 256V257H257ZM88 257V255H87ZM125 257V255H124ZM133 257V256H132ZM255 257V259H256ZM65 257L61 258V261L63 262V259ZM90 258L87 260L88 261V264L92 263L90 262ZM95 258V259H94ZM134 258V257H133ZM247 258V257H246ZM94 259V260H93ZM189 259V258H188ZM259 259V260H260ZM85 260V259H84ZM104 260V259H103ZM132 260V259H131ZM246 260V259H245ZM257 260V259H256ZM255 260V261H256ZM260 260V261H261ZM65 261V260H64ZM73 262H71L70 264L74 263L75 261L72 260ZM77 261V260H76ZM94 261V262H96ZM140 261V260H139ZM145 261V259H144ZM62 262H58V263H61ZM99 262V261H97ZM96 262V263H97ZM103 262V261H101ZM105 262V261H104ZM103 262V263H104ZM29 263V262H28ZM67 264H69V262H66ZM87 263V262H86ZM100 263V262H99ZM98 263V264H99ZM141 263V262H140ZM264 263V261H263ZM56 264V263H54ZM65 264V262L63 263ZM93 264V263H92ZM95 264V263H94ZM149 264V263H148Z\"/></svg>", "mask_w": 264, "mask_h": 264}]
</instances>
